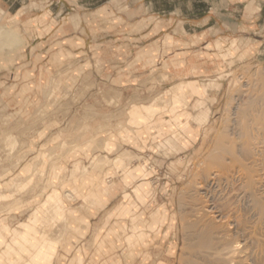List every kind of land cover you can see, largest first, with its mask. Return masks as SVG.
<instances>
[{
    "label": "rangeland",
    "instance_id": "374dc122",
    "mask_svg": "<svg viewBox=\"0 0 264 264\" xmlns=\"http://www.w3.org/2000/svg\"><path fill=\"white\" fill-rule=\"evenodd\" d=\"M96 6L97 18L111 23L99 29L112 33L108 42L78 38L65 46L81 47L93 59H74L57 41L51 45L59 47L56 58L28 62L27 39L41 41L56 22L25 8L0 18V73L16 66L44 73L52 65L62 68L0 89V264H185L192 187L232 124V107L248 100L242 91L264 76L263 27L239 40L227 35L231 28L192 38L181 29L176 40L150 30L138 42L134 34L122 38L126 24L115 14L123 13L122 0ZM64 16L65 33H77L88 21L77 11ZM189 82L205 88L201 95L185 88L188 103L179 108L190 114L192 137L181 124L169 130L155 122L160 112L172 116L171 95ZM10 94L17 106L3 103ZM136 106L158 112L147 129L129 120ZM141 231L144 240L136 237ZM43 250L52 251L50 259Z\"/></svg>",
    "mask_w": 264,
    "mask_h": 264
},
{
    "label": "crops",
    "instance_id": "0c3cea01",
    "mask_svg": "<svg viewBox=\"0 0 264 264\" xmlns=\"http://www.w3.org/2000/svg\"><path fill=\"white\" fill-rule=\"evenodd\" d=\"M98 1L99 0H0V18L5 11L15 15L25 8L31 13H33L34 10H39L40 14L38 16L46 15L48 19L50 18L48 23L52 22V20L56 22L52 26V30L46 34L41 41H36L38 37L27 39L28 43L30 45L32 44L30 47L28 44L24 50L28 62H32L36 59V56H40L41 61L56 58L55 55L60 51L59 47L56 46L51 49V45L56 44L57 41L61 42L64 47L62 48V53L65 54L66 50H68L76 54L74 59H85L86 56L89 59H93L91 53L87 52L86 54H82L80 50L81 47H69L66 49L65 46H70V41L77 42L78 38L89 44L95 42L96 39L99 43L108 42L107 36H111L112 33L108 31H104V33L103 30L99 29L108 28L111 23L108 20L97 18L96 14L100 9L96 6ZM124 3H126V5ZM122 6L125 8L123 13L118 14V11L115 10V14L122 22L121 24H126L123 31L126 35H123L122 38H127L130 34H134L131 38L138 42H141L143 38H145V32H150V30H153V35L157 36L158 39H162L164 35L168 34L176 40L178 37L176 32L181 31V29H184V31L181 32L184 37L188 36L192 38V36L198 37L201 35L219 34V32L231 28L232 32L227 35L234 40H239L242 36L252 38V28H264V0H122ZM71 11H77L80 16H87L88 21H82L80 25V30L84 29L85 35H83L80 30L77 33L75 31L66 33L63 32V30L60 31V28L64 26L61 25V23L59 24V22L65 18V13H71ZM129 14H132V17H129ZM71 19L74 20L75 16H72ZM162 26L166 27L163 28ZM91 28L93 31H91ZM129 28H141V30L130 32L128 31ZM242 31H246L248 34L245 35ZM5 36H9L7 32H5ZM221 37L222 36L219 38ZM158 39L152 42L154 43ZM180 42H185V40L181 39ZM41 43H43L44 46L37 47ZM32 48H36L34 55L32 54ZM17 68V66L12 67L0 73V82L5 84L0 85V89L3 88V86H10L14 82L26 85L32 82L34 77L38 74L43 73L52 76L58 74L62 69L60 66L53 67L52 65L51 67L49 66L47 70L44 69V73L43 68L38 69L37 67H31L27 69V72H24L22 69L18 71ZM24 74L27 75L28 78L23 79L22 77ZM16 76H20V78L16 80ZM187 87H190L193 93L199 95L205 93V88L196 82L180 84L177 90L171 95L172 104L169 113L170 115L172 114V116L164 115L160 112L155 122H157L159 126H167L166 128L169 130L173 129V125L177 123L181 124L184 131L192 137L195 136L196 132L189 126L188 118L190 114L186 110L179 111L180 107L188 103L187 91L185 89ZM2 94L3 93H0V98H2ZM12 100H14L13 94L3 97V103L8 102L10 106L15 104ZM15 106L17 105L15 104ZM150 106L153 107V105ZM136 107L138 113L135 111V113L129 114V120L132 123L143 125L147 129L149 123L153 121L155 114L158 112H153L152 110L154 109L152 108V112L143 113L140 106ZM182 116L187 117L185 122L181 120ZM142 118H145V120H142ZM106 146L111 149L113 143L111 141L107 142ZM116 163L122 164L123 159L118 158ZM132 174L134 175V172H132ZM156 223L154 217H150V225H155ZM141 232H139V234ZM130 236H132L133 239L135 238L134 234ZM16 250L17 249L14 248L11 251ZM31 250L32 249H30V252ZM17 251H21L19 247ZM51 256L52 251H42L43 258L50 259Z\"/></svg>",
    "mask_w": 264,
    "mask_h": 264
},
{
    "label": "bare ground",
    "instance_id": "6f19581e",
    "mask_svg": "<svg viewBox=\"0 0 264 264\" xmlns=\"http://www.w3.org/2000/svg\"><path fill=\"white\" fill-rule=\"evenodd\" d=\"M242 93L192 187L185 264H264V76Z\"/></svg>",
    "mask_w": 264,
    "mask_h": 264
}]
</instances>
